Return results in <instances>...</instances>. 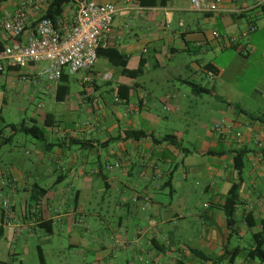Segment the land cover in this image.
<instances>
[{
	"label": "crops",
	"instance_id": "0c3cea01",
	"mask_svg": "<svg viewBox=\"0 0 264 264\" xmlns=\"http://www.w3.org/2000/svg\"><path fill=\"white\" fill-rule=\"evenodd\" d=\"M34 1L6 0L0 6V24L22 5L29 6L30 21L22 37L26 40L37 20L46 16L52 0L41 11L34 8ZM94 1L113 4L117 10L112 30L101 47L123 54L127 70L135 71L143 64L144 72L130 77L122 67L99 57L105 60L103 70H96L95 64L79 79L90 85L82 92V100L91 104L96 115V123L83 127L82 134L65 125L64 134L55 133L53 142H49V133L56 132L59 121L53 113L46 114L52 115V126L45 125V117L43 124L48 129L44 130L45 139L34 143L35 156L41 159L58 145L63 150L60 159L67 165L56 177L43 175L37 168H22L20 153L13 150L16 133L7 127L9 124L0 126V149L8 150L0 157V264H14L35 236L51 242L63 227L68 228L69 238L76 239L68 247L78 253L86 248L96 253L95 264H118L119 254L125 264H259L248 258L254 240L248 247L239 245L248 232L253 239L264 229V13L251 11L256 0L251 5L246 0H222L220 12L215 14L192 10L191 0H150L153 5L142 3L148 0ZM237 7L249 11L236 14L233 9ZM75 13L71 1L58 19L69 25ZM250 25L257 29L244 37ZM217 32L235 37V45L224 47L214 37ZM12 43L14 40L0 29V48ZM200 47L208 51V61L201 60L197 67L184 65L185 72L190 73L186 76H174V70H170L163 86L149 85L155 83V79L147 80L150 70L161 68L179 53L191 55ZM242 47L249 48L248 55L240 52ZM47 66L6 64L0 72V83L28 81L57 101L59 84L44 78L33 83ZM208 72L213 73L212 79ZM65 74L70 83V75ZM107 74L109 79H104ZM189 83L207 91L197 93ZM5 88L0 85V91ZM69 95L58 102L67 101ZM6 103L0 94V104ZM202 104L207 106V113L220 120L206 129L185 124L186 128L180 130L179 124L187 122L192 108L205 111ZM31 121L37 123L34 118ZM216 123L225 125L223 134L213 129ZM91 130H97V136ZM131 131L145 135L129 138ZM170 136L176 137L177 143L162 140ZM236 158L243 160L240 172L235 169ZM95 159L98 167L88 169L86 165ZM108 164L114 167L107 170ZM235 183L241 187L236 225L229 230L223 206ZM97 188L105 191L103 203L107 192H122L117 207H126L127 214L120 215L114 227L105 224L108 226L103 229L109 230V235L97 234L85 242L94 228L90 219L102 218L95 210L86 212L88 206L94 207L91 194L94 196ZM5 200L11 209L9 224L4 221ZM143 202L150 207L147 226H125L135 213L133 207L139 212ZM188 219L191 225H186ZM234 236L237 244L232 247ZM39 248L43 251L41 245Z\"/></svg>",
	"mask_w": 264,
	"mask_h": 264
},
{
	"label": "rangeland",
	"instance_id": "374dc122",
	"mask_svg": "<svg viewBox=\"0 0 264 264\" xmlns=\"http://www.w3.org/2000/svg\"><path fill=\"white\" fill-rule=\"evenodd\" d=\"M253 0H246V3L251 5ZM208 53L204 48H197L195 53L177 54L174 59L169 60L164 63V65L159 69H152L149 72L147 80L155 79V83H149L150 86L158 87L163 86L165 84L164 80L168 76V72L170 70H174V76L182 74L184 76L189 75L185 72L183 68L186 64H191L192 67H197V64L201 62V60L208 61V57L205 54ZM104 59L99 58L95 65L96 70H103ZM66 72V71H65ZM86 73V71H81L73 76L70 75V95L67 101L58 102L53 99L52 96L48 94H43L39 92L38 88L32 87L30 82H21L19 83H5V81L1 82L6 88L5 91H0V94H3L7 99L6 104H0V126L5 124H19L22 121L30 122L32 118L37 120V125L43 130L48 129L43 124V120L46 117L47 113H53L56 119L59 121V124L56 128V132H50L48 136V141L53 142L55 133L59 135L64 134L65 125L73 130L76 134H82L84 132L83 127L85 128L90 123H96V115L92 112L91 104L87 101L82 100V92L89 88L90 85L83 84L81 82L82 76ZM199 77H196V80ZM248 84V83H247ZM180 85V84H179ZM180 86L187 88L186 85L181 84ZM108 86L103 85L102 88H106ZM243 87V85H242ZM3 92V93H2ZM101 104V103H100ZM113 107V104H111ZM204 107L205 111H198L192 108L187 114V122L180 123V130L186 128L185 124H189L191 128H198L199 130L209 128L212 123L216 120H220L215 116L212 117L209 113L206 112L207 106L202 104L200 105ZM99 112V110H98ZM99 114V113H98ZM100 120V118H98ZM221 122V121H218ZM87 128V127H86ZM92 131V130H91ZM85 132H88L85 131ZM9 131H6L5 134H8ZM92 134L97 136L98 131L93 130ZM237 137H240L236 134ZM15 141L13 142V150L18 151L19 160L21 161L22 168H37L43 175H50L56 177L61 174V168H66L67 162L65 159H60V155L63 151L59 149L58 145H55V148L48 151L43 158H36V149L34 143L37 142L38 139L27 135L23 132H16L14 135ZM185 146L189 147L188 144ZM10 147V146H9ZM7 148L0 149V157L3 154H6L8 150ZM6 153H5V152ZM66 150L64 149L65 153ZM104 152V151H103ZM7 155V154H6ZM101 163H104V157L100 160ZM87 168H95L98 167V160H91L87 165ZM47 179H44L43 186H46ZM196 179H194L195 182ZM202 181H199L201 183ZM201 185V184H200ZM183 191V190H182ZM103 189H96L92 196L91 194V202L94 207L85 208V211L99 213L101 217H94L90 219L91 223L94 225L93 231L91 234L85 238V242L92 241L93 236H97L100 234L109 235V230H105L108 223L111 226H115L118 223L119 216L127 214V208L125 207H117V202L120 199L122 192L119 191H111L107 192L106 202L103 203ZM161 193V192H160ZM128 194V193H127ZM105 197V196H104ZM149 201V200H147ZM97 202L101 203V206H97ZM169 200L166 201L168 203ZM34 203V202H33ZM148 202H143L141 206V211L136 212L135 206L133 207V211L135 212L129 219L126 221L125 226H133L135 224H140L141 226H147V222L150 216V207L147 206ZM188 208V207H187ZM191 208V207H189ZM165 216V215H164ZM83 221L87 222L86 218H83ZM186 225H191V220L188 219L185 221ZM38 231H41L38 229ZM43 235L44 232H43ZM236 236L232 239V247L236 246L235 243ZM76 239H71L68 236V228L63 227L57 230V233L52 237L51 242H44V238L40 239L38 237H34L30 248L25 252L20 254L18 260L14 262V264H40L39 254L37 246L41 245L43 247V253L46 260V264H95L96 262V253H93L88 248H86L84 253H78L76 248H69L68 244ZM253 244L252 234L248 232L246 236L239 241V245L242 247H248ZM86 246V245H85ZM84 246V248H85ZM118 264H125V258L123 255L119 254L117 256ZM258 263V262H257Z\"/></svg>",
	"mask_w": 264,
	"mask_h": 264
},
{
	"label": "built area",
	"instance_id": "2783aa9c",
	"mask_svg": "<svg viewBox=\"0 0 264 264\" xmlns=\"http://www.w3.org/2000/svg\"><path fill=\"white\" fill-rule=\"evenodd\" d=\"M76 7V13L69 25H63L60 19H52L41 16L37 20L33 33L22 40L30 21L29 6L22 5L12 16L3 20L0 24L6 35L14 40V43L0 48V72L5 65L23 67L25 65H37L47 63L48 66L41 70L33 80L38 84L40 79H45L58 85L61 82L63 73L74 75L81 71H89L98 60V49L112 30L113 20L117 13L113 4L97 3L94 0H71ZM237 3L238 0H232ZM222 0H191V8L194 11L205 13H219ZM35 9L41 11L48 0H35ZM264 5V0H256L253 8ZM249 11L246 7L233 9L236 14ZM257 29L256 25H250L243 33L246 37ZM224 47L233 46L236 38L226 34L214 33ZM240 52L248 55V47H242ZM212 79L213 73L208 72ZM109 79V75H104ZM85 81H90L85 77ZM120 102L119 98H116ZM213 129L223 134L226 127L222 123H216ZM240 136V134H238ZM114 165H106L111 170ZM6 212L4 221L9 224V213L11 212L8 201L3 202Z\"/></svg>",
	"mask_w": 264,
	"mask_h": 264
},
{
	"label": "trees",
	"instance_id": "16d2710c",
	"mask_svg": "<svg viewBox=\"0 0 264 264\" xmlns=\"http://www.w3.org/2000/svg\"><path fill=\"white\" fill-rule=\"evenodd\" d=\"M6 0H0V6L2 3H4ZM71 2V0H52L49 8L46 12V17L52 18L54 20L58 19L61 17L62 13L64 12V7L68 5ZM143 4H148V5H153L154 3L150 0L148 1H142ZM252 10H260L261 13H264V5L255 7ZM99 57H105L108 59L109 63L114 65V66H119L123 68V73L127 76L130 77H137L138 75L142 74L144 72L143 64L140 65V67L135 70V71H129L126 69L127 66V59L126 57L121 54L118 50L116 49H110V48H102L100 47L98 49V58ZM69 76L67 74L62 75V80L59 83L57 87V101H63L65 100L69 93H70V87H69V82L65 78H68ZM191 87L197 91V93H203L206 92L207 90L204 87H201L200 85L194 84V83H189ZM52 115L48 114L45 119V125L46 126H52L53 120H51ZM11 129L12 132H23L27 135H30L38 140H43L45 139V131L40 128L36 122L30 121H22L19 124H9L7 125ZM128 137L131 138H141L145 134L142 132H136V131H131L128 134ZM173 139L174 142L177 139L174 136L166 137L163 138V141ZM235 169L240 172L243 167V160L240 158L235 159ZM240 183H235L231 186L227 197L226 201L223 206L224 210V215L226 218V225L229 230H232L234 226L236 225L235 221V212H236V207L238 204V198H239V192H240ZM41 192L45 193L47 190L46 189H39ZM39 198V197H37ZM248 218V216H247ZM253 226V225H250ZM253 240L255 242V247L254 249H251L248 253V258L251 260H258L259 264H264V229L258 233H255L253 235ZM38 254H39V261L40 264H46V260L44 257V253L41 248L38 249ZM215 262V261H214Z\"/></svg>",
	"mask_w": 264,
	"mask_h": 264
}]
</instances>
